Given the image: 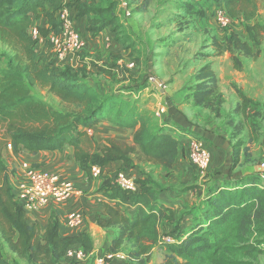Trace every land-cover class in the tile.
I'll return each instance as SVG.
<instances>
[{"label": "trees", "instance_id": "obj_1", "mask_svg": "<svg viewBox=\"0 0 264 264\" xmlns=\"http://www.w3.org/2000/svg\"><path fill=\"white\" fill-rule=\"evenodd\" d=\"M196 1L183 0L180 8L190 15L204 16ZM217 1L231 18L249 21L257 14L254 0ZM120 2L0 0V42L11 52L7 65L0 68V126L4 128L5 137L0 145V264H20V261L78 264L80 261L68 258V250L93 247L86 232L62 236L58 218H53L45 230L29 222L26 209L8 185L7 166L3 160V147L8 143L16 150L26 149L33 154L71 146L77 163L88 176H93L94 166L100 168L102 182L98 193L106 197V201L105 214L98 216L97 221L105 228H119L110 240L108 252H123L124 245L131 243L137 248L130 254L138 257L156 246L163 248L166 255L162 264H258L253 259L264 254V172L251 171L232 177L237 166L233 154L228 176L222 184L211 189L199 206L188 208L186 205L189 211L184 212L182 220L185 216L192 218L182 226L181 217L177 219L173 208L161 200L166 190L163 184L146 175L136 179L139 189L132 192L122 188L110 172L114 162L120 161L124 168H130L136 166V160L171 172L185 153L183 140L165 123L159 124L157 116L141 109L138 99L130 100L121 94L97 89L88 79L86 66L76 68L67 63L58 66L55 55L50 58L38 53L39 40L30 34L33 18L43 16L47 19L50 28H39V32L40 36L48 38L53 49L51 35H48L50 31H61L57 12L65 6L71 10L74 5H77L78 16L87 17V29L94 38L111 26L117 40L136 52L137 42L120 18ZM148 5L147 1L139 10H146ZM263 28L261 24H248L249 40L242 39L236 32L228 34L226 48L232 53L235 69L243 68L237 52L247 58L259 56L253 44L261 45L260 29ZM215 45L221 52L222 46L218 42ZM98 70L105 75L109 73L106 66ZM194 79L196 82L190 86L194 104L220 116L226 100L220 90L214 61L201 66ZM32 85L46 88L60 99L62 107L35 94ZM236 91L240 101L235 110L245 114L255 102L241 89ZM102 122L130 130L132 142L109 138L98 149L97 141L88 130ZM195 136L205 141L201 133L196 132ZM92 138L97 145L88 148L86 143ZM127 203L137 207L132 217L128 215ZM167 224L179 225L170 236L173 242H167L163 236V227ZM116 260L121 259L112 261Z\"/></svg>", "mask_w": 264, "mask_h": 264}, {"label": "crops", "instance_id": "obj_2", "mask_svg": "<svg viewBox=\"0 0 264 264\" xmlns=\"http://www.w3.org/2000/svg\"><path fill=\"white\" fill-rule=\"evenodd\" d=\"M125 7L126 1L123 0L119 4L120 18L125 24L127 31L131 33L133 38L137 41V48L139 49L140 40L136 37L139 29L136 28L137 24L132 18L126 16L127 18L125 19V15L122 13L123 11L124 13L126 12L124 10ZM71 10L72 15L75 18L76 27L86 41V50L84 51L85 56H82L81 59L76 58L77 54L69 53L66 63L76 68L82 67L83 65H87L88 69L92 68L94 74L90 75L88 79L97 89L103 92H115L130 100L138 99L140 108L149 112L153 116H156L157 112H161V116L156 117L158 123H165L167 128H172L174 134L178 138H181L185 144V153L180 156L176 167L172 171L185 168L190 173H195L194 171H196L200 176H205L206 173H208L207 177L200 184L204 189L209 188V190L206 193L204 192L201 194L200 197L197 195L196 201L192 200L196 206H199V204L206 199L207 193L213 188H218L222 184V181L228 176L230 151L226 146L227 142L223 138L195 125L196 118L194 120L191 119L192 116L189 113V110L194 111V108L203 107L194 104L191 97L192 91L190 89L186 90L184 88H177L176 82L170 75L160 74L161 72H159V69L162 67L161 62H156V67L154 64L156 58L155 61H153V58L147 54L148 57L142 55V60L136 64L133 60L136 56V52L131 48H127L123 43L115 40L116 35L111 31V26L106 27L94 38L92 33L87 29V17H80L77 15V5L72 6ZM143 12H145V10L140 13ZM32 26L41 29L50 28L47 19L43 16L34 17ZM52 34L53 32L50 31L48 36ZM104 48L107 50H104ZM158 48L160 49V46H158ZM36 49L39 54H47L50 58L55 55V50L54 48L52 49L48 38H44L42 35L41 39L38 41ZM162 53L164 54V52H157L156 54L163 56ZM143 59H146V62ZM104 61H106V67L109 70V73L106 74V76L112 79L111 86L105 85L104 80H101L100 78L105 76L104 71L98 70V68L104 67ZM136 61L138 62V60ZM113 62H116V65ZM130 62H134L135 66L128 67ZM57 65L60 66L61 63H57ZM153 68L154 71H156L153 79L154 82L151 81V75L154 74L152 70ZM157 79H160L162 83L159 84ZM246 94L251 97L248 93ZM198 113L199 112H197V114ZM100 128H104V144L107 143V139L109 138H117L126 140L130 143L132 142V134L130 130L116 127L108 122H102L94 126L92 129H89L88 132L91 135H94L96 139H100ZM184 130L187 131L185 132ZM189 130L191 131L188 132ZM127 132L130 134V137L124 138L123 134ZM196 132H199L204 136V142L211 153V164L205 174L195 168L189 160L190 144L196 137ZM221 142L223 143L222 147L219 146ZM8 151L10 152V159L7 162L4 160V163L7 166L8 185L12 188L14 193L17 192L20 184L27 181L22 166L24 162L33 163L42 170L57 173L62 179L73 182L76 187V192L67 198L53 199L48 205L42 208L26 210L29 222L32 224L37 223L41 230H45L53 218H58L60 223V234L62 236L73 235L78 232H86L90 235L93 242V247L87 249L91 255L99 256L108 252L107 249L110 240L116 236L119 228H105L98 224V216L105 214L106 197L98 193L102 177L88 176V174L80 168L74 157L73 147L67 146L65 149L57 151H41L37 154H33L26 149L16 150L13 148ZM132 157L135 156L132 155ZM217 157H219V159ZM221 157H224V161L217 165ZM8 164L11 165V169L14 170L13 173L12 170H9ZM121 170H124L127 174L137 180L146 175H150L152 178L163 184L166 187V190L162 192L161 200L165 202L166 205L173 208L177 219L180 218L179 207H181L182 210L189 211V209H184L180 205V203L184 204V200L187 201L188 198L183 197V200L181 195L178 194V191H173L168 188L172 173L164 170L161 166L146 161L136 160V166L124 168L122 162L118 161L113 163V170L110 172V175L115 178L116 174ZM168 173L169 175H167ZM240 173H248V171L239 172L236 170L233 171L231 175L232 177L238 176ZM105 175L106 173H104V176ZM126 209L128 215L132 217L135 214L137 207L132 203H127ZM73 211L81 214L83 218L82 224L75 228L68 225V215ZM185 217L186 219L184 218V220L181 221L182 226L190 223L192 218L191 216ZM164 228H168V224L165 225L163 229ZM88 260L89 258L80 261L78 264H85Z\"/></svg>", "mask_w": 264, "mask_h": 264}, {"label": "rangeland", "instance_id": "obj_3", "mask_svg": "<svg viewBox=\"0 0 264 264\" xmlns=\"http://www.w3.org/2000/svg\"><path fill=\"white\" fill-rule=\"evenodd\" d=\"M124 1H126L124 9L126 12L123 11L122 13L125 15V19L127 17L132 18L137 24L136 28L139 29L136 37L140 40V47L137 48L136 56L133 59L136 64L142 60V55L147 56L148 54L153 58V61L156 58L154 63L156 67L157 63L161 62L160 74L170 75L176 82L177 88L188 90L196 82L194 75L199 68L206 62L214 61V67L219 76L220 90L226 100L221 115L216 116L209 109L194 108V111L189 110L192 116L191 119L196 118L195 125L223 138L227 142L226 146L230 151L229 156L231 157L234 154L237 158V166L233 171H255V167L262 165L264 162V28L260 29L261 45L253 44L254 49L259 50L258 57L247 58L237 52L238 58L243 63L241 70H237L233 66L232 53L226 48V38L230 32H236L242 39L249 40L246 30L248 24H261L264 27V0H254L257 6V14L254 19L247 21L244 18H232L231 24L226 27L221 26L216 19V11L223 8V5L217 0H198L195 2L204 11V16L190 15L182 10L180 6L183 0ZM147 1L149 4L147 9L145 12L140 13L139 8ZM111 31L117 36L112 28ZM116 36L115 40H117ZM215 42L222 46L221 52ZM158 46H160V49ZM104 50L107 49L104 48ZM157 52H164V54L162 53L163 56H159V54H156ZM84 53L77 54L76 58L81 59L82 56H85ZM8 55H11L9 48L0 42V68L7 65ZM144 61L146 62V59ZM113 63L116 65V62ZM106 65L107 63L104 61V66ZM84 66H86L89 75L94 74L92 68L88 69L87 65ZM152 70L154 74L151 75V81L154 82L156 71H154V68ZM100 78L104 80L105 85H112V79L108 76L105 75ZM237 88L248 93L255 102L247 108L245 114L238 113L235 110L240 101L236 91ZM32 90L56 107H62L60 99L51 94L46 88L32 85ZM197 112L199 113L197 114ZM123 136L127 138L130 137V134L127 132ZM99 137L100 139H96L94 136L98 145L92 138L91 141L86 143V146L95 148L97 145L98 149L102 148L105 145L104 128H100ZM199 139L202 140V138ZM3 142H5L4 128L0 126V145H3ZM222 144L221 142L219 146L222 147ZM8 150V145L3 147V160L6 162L10 159ZM217 158L219 159V157ZM229 160L231 161V159ZM223 161L224 157H221L217 165ZM8 168L10 171L12 170L9 164ZM13 172L14 170H12ZM194 172L190 173L185 168L169 172L172 173V176L168 188L178 191L183 200V197L188 198L187 201L184 200V204L180 203L184 209H186V205H188V208L195 207L196 204L193 202L197 200L196 196L200 197L201 194L209 190V188L204 189L200 184L207 177V171L205 176H200L196 171ZM199 188H202V191ZM178 210L180 211L181 221L186 211L182 210L181 207ZM180 221L177 223L179 224ZM178 227L179 225L171 224L168 225V228H164V238L172 236ZM136 248L137 246L131 243L125 244L122 249L126 254L125 259L108 262L107 264H162L165 260L166 252L163 248L156 246L151 252L144 253L139 257L130 254V251L136 250ZM7 252L9 253L8 249ZM253 260L258 264H264V254L257 255ZM20 264L27 263L20 261ZM85 264H97L96 255H90Z\"/></svg>", "mask_w": 264, "mask_h": 264}, {"label": "built area", "instance_id": "obj_4", "mask_svg": "<svg viewBox=\"0 0 264 264\" xmlns=\"http://www.w3.org/2000/svg\"><path fill=\"white\" fill-rule=\"evenodd\" d=\"M58 20L61 24L60 33H53L50 36L53 48L55 50V61L64 64L69 53L80 54L86 49V41L76 27L75 19L72 16L68 6L63 7L57 12ZM216 19L223 27L231 24L232 18L228 15L224 8L216 11ZM30 34L33 39L40 40L39 28L32 26ZM109 42V41H108ZM135 66L134 62H130L128 67ZM156 116H161V112H157ZM8 148L13 149L12 143H8ZM190 161L205 174L211 163V153L206 143L195 137L190 144L189 151ZM23 169L27 177V181L20 184L15 196L17 200L23 204L26 210H35L48 205L53 199L67 198L76 192L75 184L71 181L64 180L57 173L42 170L33 163L24 162ZM264 167V162L262 163ZM100 168L93 167V176H100ZM115 181L124 189L137 192L139 185L136 179L124 170L119 171L115 176ZM82 215L76 211L69 213L68 225L75 228L82 224ZM167 242H173V238L165 237ZM89 251L84 248H71L68 250L67 256L70 259L84 261L90 257ZM126 254L123 252H106L96 256L97 264H107L114 259H125Z\"/></svg>", "mask_w": 264, "mask_h": 264}, {"label": "water", "instance_id": "obj_5", "mask_svg": "<svg viewBox=\"0 0 264 264\" xmlns=\"http://www.w3.org/2000/svg\"><path fill=\"white\" fill-rule=\"evenodd\" d=\"M157 80H158V83H159V84L162 83L160 79H157ZM255 171H256V172H260V171H261V172H264V167H263L262 165H258V166L255 167Z\"/></svg>", "mask_w": 264, "mask_h": 264}]
</instances>
